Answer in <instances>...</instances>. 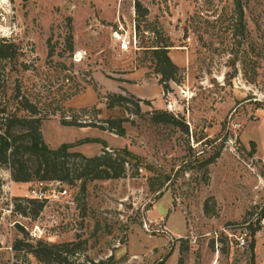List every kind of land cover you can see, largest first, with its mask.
<instances>
[{"label": "rangeland", "instance_id": "1", "mask_svg": "<svg viewBox=\"0 0 264 264\" xmlns=\"http://www.w3.org/2000/svg\"><path fill=\"white\" fill-rule=\"evenodd\" d=\"M241 3L245 29L233 0H0V132L1 116L29 115L28 100L48 147L133 156L124 177L85 189L60 182L73 203L44 204L37 215L27 202L35 179L14 182L0 164V264H43L26 251L38 241L73 243L70 259L84 264L110 255L116 264H210L215 246L218 264H264V0ZM119 25L135 36L126 50L112 37ZM151 45H170L180 68L165 93ZM111 92L134 97L109 109ZM161 110L179 123L153 122ZM75 113L95 123L61 124ZM116 117L123 135L99 127ZM35 223L52 241L29 239ZM229 224L248 231L245 247L220 231Z\"/></svg>", "mask_w": 264, "mask_h": 264}, {"label": "trees", "instance_id": "2", "mask_svg": "<svg viewBox=\"0 0 264 264\" xmlns=\"http://www.w3.org/2000/svg\"><path fill=\"white\" fill-rule=\"evenodd\" d=\"M234 1V13L236 15V26L238 29H245V13L241 0ZM135 11L140 14V4L135 2ZM170 45L149 46L155 63V72L159 75L158 83L162 92L169 91V82H181L180 68L168 55ZM6 45L0 42V58H6ZM133 95H125L120 92L108 93L105 97V105L109 109L126 108ZM134 102V114L140 113L139 102ZM147 101V100H146ZM145 101V102H146ZM23 109L29 113L27 116H1L4 120V130L0 132V164L8 165L10 177L14 182L35 181H59L72 184L79 180L81 188L85 189V183L94 179H116L124 177L127 171L128 157H133L126 149L109 151L102 150L100 154L85 156L78 151H72L73 145L62 143L57 148H50L44 142L41 134L42 118L38 117L35 105L28 100L23 102ZM80 111H84L81 109ZM95 113L99 109L93 107ZM77 113V112H76ZM63 116L61 124L66 126H91L93 121H81L79 115ZM150 119L155 123L175 124L179 123L177 117L167 111L161 110L151 114ZM122 117L106 118L100 120V128L114 131L118 135L124 134ZM185 131L187 127L184 125ZM218 153L208 159L210 162L217 157ZM27 202L33 204L32 212L37 215L43 208V203L28 198ZM24 214L25 209H20ZM206 210V206H205ZM253 245V244H252ZM38 261L43 264H84L77 260H71L70 256L77 253L78 247L73 243H46L38 241L35 246L28 250ZM181 260H179L180 262ZM87 264H116L112 255L106 259L88 260ZM158 264H164L163 259Z\"/></svg>", "mask_w": 264, "mask_h": 264}, {"label": "built area", "instance_id": "3", "mask_svg": "<svg viewBox=\"0 0 264 264\" xmlns=\"http://www.w3.org/2000/svg\"><path fill=\"white\" fill-rule=\"evenodd\" d=\"M112 37L114 40L119 42V46L122 50L128 49L131 44L135 43V36L130 37L127 32L119 25L118 29L113 30ZM169 106V104H168ZM235 127H238V124H235ZM230 143H234V140L229 138ZM233 149H237V146H233ZM28 198L36 199L43 204L47 203H57V204H68L73 203V199L69 189L66 185L58 181H35L34 185L28 190ZM262 219H264V204L262 206ZM249 222H245L243 225L247 226ZM25 227V226H24ZM240 224H229L227 226H222L220 231L224 233L231 245L242 248L247 245V239L251 236L249 235L246 229H240ZM28 237L32 241L38 240H48L52 241L53 239L50 236H46L44 229H42L37 223L30 226L29 228L25 227ZM221 233V232H220ZM216 237L214 236V239ZM216 240L215 243H217ZM218 247L215 246L214 259L210 264H218Z\"/></svg>", "mask_w": 264, "mask_h": 264}]
</instances>
